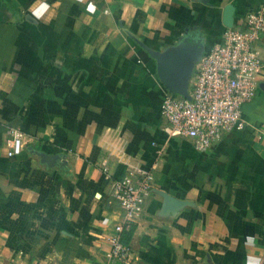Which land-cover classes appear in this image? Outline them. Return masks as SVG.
Instances as JSON below:
<instances>
[{
    "label": "crops",
    "instance_id": "crops-1",
    "mask_svg": "<svg viewBox=\"0 0 264 264\" xmlns=\"http://www.w3.org/2000/svg\"><path fill=\"white\" fill-rule=\"evenodd\" d=\"M46 4L37 18L34 11ZM264 0H0V264H264V32L243 125L169 134L153 54L201 55ZM22 148L7 156L9 128ZM150 174L125 262L110 181ZM123 241V239H122Z\"/></svg>",
    "mask_w": 264,
    "mask_h": 264
},
{
    "label": "built area",
    "instance_id": "built-area-1",
    "mask_svg": "<svg viewBox=\"0 0 264 264\" xmlns=\"http://www.w3.org/2000/svg\"><path fill=\"white\" fill-rule=\"evenodd\" d=\"M263 32L264 8L258 6L238 23L226 26L220 38L194 61L187 97L163 92L159 112L169 134L187 137L197 151H205L226 131L243 125L241 105L254 96L262 67L256 42ZM7 132L5 154L11 156L21 150L23 142L18 128ZM138 174L110 181L109 195L119 210L107 233V262L129 258V247L121 236L140 216L150 191V174Z\"/></svg>",
    "mask_w": 264,
    "mask_h": 264
},
{
    "label": "water",
    "instance_id": "water-1",
    "mask_svg": "<svg viewBox=\"0 0 264 264\" xmlns=\"http://www.w3.org/2000/svg\"><path fill=\"white\" fill-rule=\"evenodd\" d=\"M222 22L225 26L232 23L231 12L225 11ZM202 51L200 43L185 40L181 45L173 49H165L153 54L155 59V73L162 85L173 93L187 94L188 79L194 61Z\"/></svg>",
    "mask_w": 264,
    "mask_h": 264
},
{
    "label": "clouds",
    "instance_id": "clouds-1",
    "mask_svg": "<svg viewBox=\"0 0 264 264\" xmlns=\"http://www.w3.org/2000/svg\"><path fill=\"white\" fill-rule=\"evenodd\" d=\"M46 8H47V5L42 4L39 9L34 11L33 15H35L37 18H39L42 15L43 11L46 10Z\"/></svg>",
    "mask_w": 264,
    "mask_h": 264
},
{
    "label": "trees",
    "instance_id": "trees-1",
    "mask_svg": "<svg viewBox=\"0 0 264 264\" xmlns=\"http://www.w3.org/2000/svg\"><path fill=\"white\" fill-rule=\"evenodd\" d=\"M122 239H123V242H124V243H126V242H127V240H128V234H127V235H125V236H124Z\"/></svg>",
    "mask_w": 264,
    "mask_h": 264
}]
</instances>
